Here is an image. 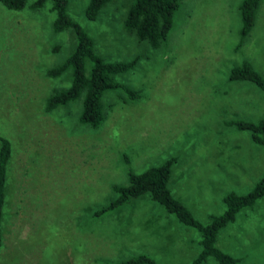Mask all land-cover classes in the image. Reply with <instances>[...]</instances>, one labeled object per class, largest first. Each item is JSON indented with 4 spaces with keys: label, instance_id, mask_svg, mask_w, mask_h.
Here are the masks:
<instances>
[{
    "label": "rangeland",
    "instance_id": "374dc122",
    "mask_svg": "<svg viewBox=\"0 0 264 264\" xmlns=\"http://www.w3.org/2000/svg\"><path fill=\"white\" fill-rule=\"evenodd\" d=\"M34 1L19 10L0 4V134L11 145L0 264H120L142 253L155 264H189L200 249L197 230L146 196L106 215L93 211L112 198L111 184L124 183L122 154L134 172L176 157L168 188L202 224L222 212L227 192L251 188L264 150L223 122L264 119V91L227 79L242 60L264 78V0L237 50L241 0H181L156 49L123 29L129 0H112L92 21L83 15L86 0H68V14L104 60L140 56L114 76L140 98L107 92L96 128L78 123L79 99L43 109L50 91L66 86L44 71L73 39L53 34L50 3L30 9ZM215 246L234 264H264V194L218 231Z\"/></svg>",
    "mask_w": 264,
    "mask_h": 264
},
{
    "label": "trees",
    "instance_id": "16d2710c",
    "mask_svg": "<svg viewBox=\"0 0 264 264\" xmlns=\"http://www.w3.org/2000/svg\"><path fill=\"white\" fill-rule=\"evenodd\" d=\"M49 2V10L53 12L51 32L59 34L69 32L72 45L62 59L50 65L44 71L50 79H65L66 86L53 88L43 103V109L49 113L58 107L80 100L77 121L91 128L98 127L104 117L103 97L110 91H121L128 100L140 98V91L132 89L114 80V76L134 68L139 55L129 60H104L96 51L93 38L87 31L68 14V0H35L29 4L30 9L40 8ZM112 0H86L83 15L86 20L97 19L100 11ZM181 0H129L122 15L121 23L127 33L144 41L151 49L159 47L166 38L172 24V16ZM26 0H0V4L9 10H19ZM259 0H241L238 5L240 40L235 46L237 50L245 35L250 31ZM51 51L59 52L60 46L54 45ZM229 81H245L264 91V78L254 70L251 64L242 60L239 65L232 66L227 75ZM224 125L232 126L238 131L246 130L250 140L262 146L264 150V119L225 120ZM11 155L9 140L0 134V246L2 242V211L5 196L7 163ZM121 159L126 168L123 184H111L112 198L93 211L96 216L114 212L120 207L146 196L156 202L162 209L172 214L185 226L195 228L199 234L198 253L189 264H202L207 257H212L216 264H234L236 259L215 246L218 231L227 223L232 222L236 214L243 208L251 207L264 194V167L259 178L245 193L227 192L222 197L223 210L209 217L206 224L200 223L190 210L168 188L171 167L176 157H169L158 165L150 166L141 172H134L129 167L128 158L122 154ZM120 264H155L146 254H137L126 258Z\"/></svg>",
    "mask_w": 264,
    "mask_h": 264
}]
</instances>
